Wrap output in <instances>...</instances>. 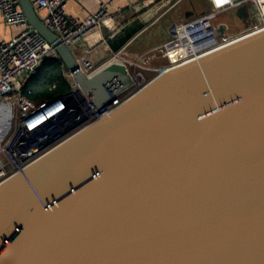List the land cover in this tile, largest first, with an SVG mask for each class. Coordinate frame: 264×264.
Segmentation results:
<instances>
[{"label": "water", "instance_id": "water-1", "mask_svg": "<svg viewBox=\"0 0 264 264\" xmlns=\"http://www.w3.org/2000/svg\"><path fill=\"white\" fill-rule=\"evenodd\" d=\"M157 1L106 40L112 52L175 0ZM19 2L30 27L78 70L31 0ZM225 32L218 27V37ZM237 43L160 72L27 178L2 185L0 264H264V32ZM102 68L76 76L99 109L135 85L125 65Z\"/></svg>", "mask_w": 264, "mask_h": 264}, {"label": "built area", "instance_id": "built-area-1", "mask_svg": "<svg viewBox=\"0 0 264 264\" xmlns=\"http://www.w3.org/2000/svg\"><path fill=\"white\" fill-rule=\"evenodd\" d=\"M68 1L31 0V3L44 24L72 52L73 47L77 46L79 51L87 54L86 49H89V46L85 41L97 34L103 39V42L98 46H102L110 52L111 49L106 40L115 38L127 24L124 13L120 11L117 16L111 15L103 2L96 13L85 19H77L67 14ZM163 1L158 0L152 6ZM183 1L175 0L154 22H158ZM207 2L210 7L208 12L193 17L184 23L172 24L169 28L170 40L147 53L153 54L154 57L168 59L167 67L160 69L159 73L183 67L212 55L213 52L221 50V47L222 49L225 48L224 44L231 39L250 38L264 32V0H207ZM248 3L255 7L253 10L255 22L253 27L237 37H218L219 26L216 24L218 17ZM0 13L8 26L19 29V33L15 37L0 43V118L5 121L7 110L12 108L13 111L11 130L7 137L0 141V183H2L1 180L10 172L8 167L19 170V172L24 171L25 169L21 170L20 167L23 163L25 164L26 160L39 151L48 149L50 143H59V140L66 136L69 130L71 132L74 129H81L79 132L81 133L86 127L96 123L99 116H92L95 113L94 108H90L87 103L86 100L88 99L81 90L76 76L77 74L91 76L100 69L88 73L92 69L91 64L83 57H78L75 52L73 54L77 60L78 70L72 72L67 69L56 49L30 27L19 0H0ZM147 29L149 26L136 39L119 51L113 52L115 55L113 54L114 56L104 65L111 61L125 65L134 79H138L139 75L142 77V74L132 73L129 69L131 67L154 71V68L141 65L143 58L138 57V55L129 58L127 52L129 47ZM82 46H85V49H81ZM172 51L183 52V55L174 59L171 57ZM159 53L161 56L158 55ZM106 57H110V54ZM47 59L61 62L63 76L71 90L51 100L36 102L29 98L30 91H26L25 87L37 75ZM135 86L137 88L145 87L144 80L143 82L141 80L135 82L133 87ZM127 99L123 98L121 94L118 95L106 104L105 112L111 113L123 105ZM75 136L77 135L73 137Z\"/></svg>", "mask_w": 264, "mask_h": 264}, {"label": "rangeland", "instance_id": "rangeland-1", "mask_svg": "<svg viewBox=\"0 0 264 264\" xmlns=\"http://www.w3.org/2000/svg\"><path fill=\"white\" fill-rule=\"evenodd\" d=\"M210 10L209 4L207 0H184L179 5H177L172 11H170L168 14L163 16L158 22H152L149 25V29H147L140 38L132 44L128 52V57L132 58L134 55H138V57L143 58V61L141 65L143 67H151L154 68V71H146L141 68L135 69L134 67L129 68L132 73L137 72L141 73L143 80H144V86H146L157 74L159 73L160 69L167 67L168 65V59L167 58H158L154 57L153 54H147L152 49L157 48L159 46H162L166 42L170 40V34H169V28L172 24H181L186 21H188V17L186 15L187 12H192L194 17L200 16L203 13H206ZM253 10H255V7L253 4L248 3L245 5H240L236 7L235 9H232L226 13L221 14L216 24L218 26L225 25L226 26V32L223 35L224 37H237L253 27L254 25V18H253ZM239 39V38H236ZM81 49H85V46H82ZM75 54L78 57H83L86 59V61L91 64L92 69L88 71V73H91L92 71H96L98 69H101L103 65L112 58L115 54L110 51L106 52V56L110 54V57H103L102 59H98V61H95L94 59H89V55L83 53L79 50H73ZM114 54V55H113ZM161 56V54H158ZM139 70V71H137ZM142 87L137 88L131 87L127 89L125 92H123L121 95L123 98L127 99L135 95L139 90H141ZM4 119L0 118V134H3L4 129ZM81 129H74L66 136H64L61 140H59V143L57 144H51L50 147L46 150H41L37 154H35L33 157L25 161V164L23 163L20 169H25L30 163L41 157L42 155L50 152L57 146L61 145L67 140H70L73 138L74 135L78 134ZM9 134V133H8ZM10 172L8 175L2 179V183L4 180L9 179L13 175L17 174L19 170H14L12 167H8ZM5 182V181H4Z\"/></svg>", "mask_w": 264, "mask_h": 264}, {"label": "crops", "instance_id": "crops-1", "mask_svg": "<svg viewBox=\"0 0 264 264\" xmlns=\"http://www.w3.org/2000/svg\"><path fill=\"white\" fill-rule=\"evenodd\" d=\"M105 3L108 11L111 15H118L122 11L125 15V23H130L137 18L136 8L145 3L146 0H69L67 2L66 11L67 14L73 18L85 19L89 15L96 13L101 4ZM19 33V29L16 27L8 26L0 13V43L8 41L15 37ZM73 50H79L77 46L73 47ZM89 59H102L106 56V51L102 46L86 49Z\"/></svg>", "mask_w": 264, "mask_h": 264}, {"label": "trees", "instance_id": "trees-1", "mask_svg": "<svg viewBox=\"0 0 264 264\" xmlns=\"http://www.w3.org/2000/svg\"><path fill=\"white\" fill-rule=\"evenodd\" d=\"M25 90L30 91L29 98L37 102L51 100L61 94L68 93L71 87L63 76L61 62L47 59L37 75L29 81Z\"/></svg>", "mask_w": 264, "mask_h": 264}, {"label": "bare ground", "instance_id": "bare-ground-1", "mask_svg": "<svg viewBox=\"0 0 264 264\" xmlns=\"http://www.w3.org/2000/svg\"><path fill=\"white\" fill-rule=\"evenodd\" d=\"M245 39H247V38H240V39H231L228 43H226V44H224V47L225 48H227V47H229V46H231V45H234V44H231V43H236V42H238V43H241V42H243V40H245ZM241 41V42H240ZM237 43V44H238ZM229 45V46H228ZM232 47V46H231ZM225 48H223V49H225ZM222 49V47H221V50H223ZM220 49L219 50H217V51H215V52H219V51H221ZM215 52H213V53H215ZM183 55V52H180V53H178V51H172V54H171V57H174V59H177V57L179 58V57H181ZM113 63H116V64H120V63H117V62H113V61H111L110 63H108V64H106V65H104L103 66V68H106V67H108V66H110L111 64H113ZM120 65H122V64H120ZM102 68V69H103ZM99 71V70H98ZM98 71H96V73L98 72ZM92 76V75H91ZM90 77V76H89ZM134 79V78H133ZM141 80V82H143V78L139 75V77H138V79H134V82H138V81H140ZM82 91H83V89H81ZM85 94V93H84ZM137 94V93H136ZM86 95V94H85ZM135 95H133L131 98H129V99H127V101H129L130 99H132L133 97H134ZM87 97V96H86ZM87 99H88V97H87ZM87 101V103L89 104V106H90V108H94V111H95V113L94 114H92V116L93 115H97V116H99L98 117V119L96 120V122L97 121H99L100 119H102L105 115H108L109 113H107V112H105V106H106V104H108V103H106L104 106H103V108L102 109H99V108H97L89 99L88 100H86ZM126 101V102H127ZM125 102V103H126ZM90 127V126H89ZM88 127H86L85 129H87ZM84 129V130H85ZM83 130V131H84ZM66 131V130H65ZM83 131H81V132H83ZM80 134V133H79ZM76 135H78V134H76ZM69 140H67V141H65L64 143H62L61 145H59V146H57L56 148H54L53 150H51L50 152H48V153H46V154H44V155H42L41 157H39L38 159H36L35 161H33L31 164H29L26 168H25V170L27 169V168H29L30 166H32L33 164H35L36 162H38L39 160H41L42 158H44L45 156H47L48 154H50L51 152H53L54 150H56L57 148H59L60 146H62L63 144H65L66 142H68ZM20 171V172H18L17 174H15V176L13 175L12 177H10L9 179H6V180H4L5 182H3V183H0V187H2V185H5L6 183H7V181H9V180H11L12 178H15V177H17L18 175H22L24 178H27V176H28V174H27V172L26 171ZM101 174L100 173H96L93 177H91V179H95V178H97L98 176H100ZM84 185H86V184H84ZM80 189V188H79ZM68 193L69 192H67V193H65V194H63L60 198H59V200H61L62 198H64V197H66L67 195H68ZM58 200V201H59Z\"/></svg>", "mask_w": 264, "mask_h": 264}, {"label": "flooded vegetation", "instance_id": "flooded-vegetation-1", "mask_svg": "<svg viewBox=\"0 0 264 264\" xmlns=\"http://www.w3.org/2000/svg\"><path fill=\"white\" fill-rule=\"evenodd\" d=\"M187 13H191V12H187ZM194 16H192V14L190 16H188V20L192 19Z\"/></svg>", "mask_w": 264, "mask_h": 264}]
</instances>
